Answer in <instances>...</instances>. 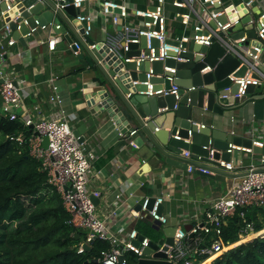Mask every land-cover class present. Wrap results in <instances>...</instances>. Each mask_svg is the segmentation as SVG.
Instances as JSON below:
<instances>
[{
	"label": "built area",
	"instance_id": "built-area-1",
	"mask_svg": "<svg viewBox=\"0 0 264 264\" xmlns=\"http://www.w3.org/2000/svg\"><path fill=\"white\" fill-rule=\"evenodd\" d=\"M21 0H0L5 3V8L0 9V114L8 117L10 120L20 119L25 126H32L34 134L28 138L30 154L41 161L42 168L47 172V183L54 186L59 192L62 204L69 214L68 222L77 230L83 232V236L77 245V253L84 251L83 245L89 247L94 239L106 241L108 246L99 251L98 262L102 264H134L139 258L145 257L143 249L148 246L149 238L142 235L136 229L126 232L117 230L113 232L108 226L106 219H100L95 214V205L91 196H98L99 192H92L89 187V177L91 173V164L94 154L85 152L75 136L70 125V116L62 106V99L58 93L55 79L57 75L48 78L49 94L47 102L49 112L45 116L34 119L33 113L25 111L22 114L17 113L18 109L23 106L24 95L26 91L24 85H19L14 76L8 69V58L12 54V47L16 44L17 38L13 36V30L9 23L15 21L17 14L11 15L14 2ZM57 8H63L71 4L78 8L79 12L75 16L76 20L83 25L82 35L89 36L92 30V15L81 13L80 9L85 2L90 0H54ZM166 0H155L151 9L133 8L132 11L118 0H101V13L104 17L109 18L110 23L115 27L114 32H106L104 44L110 54L115 56L121 62L135 61L136 65L140 62L147 61L151 63L154 60L164 61L167 58L175 62L188 61L187 57L181 55L188 49L189 43L210 46L215 40L219 42L226 52H231L240 59V63L245 65L243 75L235 76L234 72L228 74L231 84H236L233 98L240 99L247 95L249 85L257 86L264 82V10L260 9L254 14L252 8H259V0H171L174 8V18H178L183 29H191V33L169 36L167 31V13L164 4ZM118 9V11L116 10ZM245 15H250L246 23H252L255 26V36L249 38L245 32L243 35L232 38L231 33L227 30L240 24V20ZM224 16L225 20L218 18ZM26 23V20H24ZM28 30L22 36L31 35L37 27L45 29L46 24L38 25ZM245 25V24H244ZM55 29L59 28L54 24ZM118 27H120L118 29ZM16 30L20 29L19 23ZM236 31V30H235ZM21 36V35H20ZM145 37V48H138L139 54L136 56H125V52L130 50L129 44H139L140 38ZM158 41V46L151 45V39ZM60 41V36L49 35L46 41L50 50L54 49L56 43ZM176 41L178 44H172ZM186 43L187 47L182 46ZM97 43L88 44L89 49H94ZM73 54H80V41H71L68 44ZM122 50V52H121ZM147 50L148 52H146ZM203 58H200L202 60ZM212 68L206 64L200 69V73L210 71ZM162 71L170 74L153 73L151 64L148 66L146 79L142 82L146 85L145 91L139 93L147 96L173 94L176 103L173 108L177 107L179 86L174 83L177 79L175 66L163 65ZM170 81V88L165 89L159 86L153 90V83L150 82L152 76L162 77ZM161 85L160 83H158ZM195 89L193 86L187 88V91ZM229 91L230 86L224 88ZM128 96L130 93L127 94ZM33 109L39 112L37 105ZM167 107L162 108L166 110ZM203 126V125H201ZM136 130L129 131L128 135L132 136ZM191 130H188L190 136ZM120 135L123 133L120 132ZM47 138L46 147L42 146V139ZM180 139L179 136L176 135ZM10 139L22 143L24 140L21 134L10 136ZM188 142L189 138H184ZM133 143V142H131ZM251 145L263 147L264 142L252 140ZM251 152L252 147L237 146L229 144L227 151L233 149ZM213 150H210L211 156ZM189 151H182L184 158L189 157ZM259 161L251 164L247 172L241 179L226 190V192L210 203L209 209L205 210L204 218L201 222L191 225L189 231L175 228L173 234V244H158V248L153 252H163L165 260L171 264H192L196 256L200 254H221L232 246L225 244L222 239L223 225L226 220L238 213L244 226L240 231L239 237L251 234L254 237L263 236L264 229L255 231L252 222L245 218V209L250 207L264 206V155L259 156ZM220 165L226 169L233 168V162L219 161ZM198 168V167H197ZM195 168L192 164H187V171L192 172ZM201 172L209 171L198 168ZM150 197H144L138 205L137 211H132L133 216L140 219H150L154 224H163L166 218L159 213L158 207L161 205L164 196L160 195L153 198L150 204ZM120 200V195L116 197V203ZM119 204V203H118ZM114 210L110 215L113 216ZM189 233L193 236L190 238ZM209 237L208 243L205 238ZM253 237V238H254ZM193 239V240H191ZM234 244V243H233ZM166 246V248H164ZM136 256V261L129 263V256ZM208 256V257H209ZM147 257H151L150 255Z\"/></svg>",
	"mask_w": 264,
	"mask_h": 264
},
{
	"label": "crops",
	"instance_id": "crops-1",
	"mask_svg": "<svg viewBox=\"0 0 264 264\" xmlns=\"http://www.w3.org/2000/svg\"><path fill=\"white\" fill-rule=\"evenodd\" d=\"M51 1L56 3L54 0ZM118 1H122L131 11L133 8L151 9L155 4V0ZM80 12L93 17L92 30L89 34L91 41L104 42L105 33L115 31L109 18L101 13V0L85 2ZM165 12L170 37L191 33V29H183L178 18H174V12ZM55 17L59 19L58 23H54V20L48 21L45 29L37 27L31 35L27 37L21 35L12 47V54L7 60L8 69L16 82L24 85L27 91L23 92V106L17 113L29 111L33 113L34 119L45 116L49 112L47 80L52 75H57L55 84L62 99L61 106L70 116L69 125L72 131L78 130L79 134L84 136L81 142L84 151L94 154L88 187L92 192H99V195L95 196L97 197L94 203L95 214L100 219H106L113 232L117 230L126 232L134 228L145 236L144 231L154 229L157 224L150 219H140L132 214V211L138 210L139 203L146 196L150 198L164 196L161 214L166 218V222L159 224L161 227L184 230V226L191 227L201 222L210 203L237 183L247 172L248 167L259 161V156L263 153L233 149L230 160L233 162V168L231 170L221 168L223 174L217 178L212 172L208 173L213 176L195 171L188 172L186 169L157 161L155 156L145 160L138 153L134 143L139 140L140 134L136 122L128 118L131 127L128 122L127 125L117 124L106 111L94 113L92 106L87 104L89 94L103 88L98 80L104 77L95 65L98 60L92 63L85 61L87 56L85 50H90L89 42L85 41V44L80 42L81 57L79 54H73L68 47L69 38L72 41H79L83 25L64 11L62 15L55 12ZM54 24H58L59 28L55 29ZM243 26L244 24H239L237 29H242ZM49 35L60 36V41L52 50L46 43ZM192 46L193 43L188 44V48ZM100 54H103L102 50ZM262 56L264 57V53ZM35 105L38 106L39 112L33 109ZM202 113L203 117L197 120L199 125L217 129L216 134L223 138L226 133L251 141L264 142V82L252 87L244 99L223 109L222 114L205 110H202ZM124 119L126 121V118ZM155 120L158 129L168 130L167 127L172 123V112L158 108ZM131 130H136L132 136L128 135ZM30 131L33 135L31 127ZM120 132L123 135H120ZM192 161L197 162L194 159ZM118 195L119 204L116 203ZM112 210L115 211L113 216L110 215ZM211 257L213 256L197 260L196 256L192 264H203Z\"/></svg>",
	"mask_w": 264,
	"mask_h": 264
},
{
	"label": "water",
	"instance_id": "water-1",
	"mask_svg": "<svg viewBox=\"0 0 264 264\" xmlns=\"http://www.w3.org/2000/svg\"><path fill=\"white\" fill-rule=\"evenodd\" d=\"M65 1L70 2L71 0ZM12 4L14 6L11 15L19 13L16 20L9 23L15 38H19L20 35L26 34L30 28L35 27V20H37L38 25L46 24L52 20H54V23H58L59 19L54 18L55 12L62 15L64 11L73 17L79 12V9L74 8L71 4L63 8H57L51 0H21ZM256 4V1H254L253 5L255 7L252 8L254 14L258 13L260 9L264 10V0L258 1L259 8L256 7ZM46 5L48 8H46ZM4 8L5 3L1 2L0 9ZM116 10L118 11V9ZM218 19L224 21L225 17L220 16ZM249 19L250 15H245L240 20V24H245L242 29H237V25H234L227 32L231 33L232 38L241 36L244 32L247 37L253 38L255 36V26L252 23H246ZM24 20H26V23H24ZM17 23L20 25L19 30L15 29ZM69 40L72 41L70 38ZM79 41L83 44H85V41L93 42L89 36L83 35L79 37ZM145 43V37H141L139 44H129L130 50L125 52V56L138 55V48H145ZM171 43L178 44L176 41H171ZM151 45L158 46V41L152 38ZM182 46L187 47L186 43H182ZM101 50L102 55L100 54ZM85 51L87 53L85 61L92 63V61L98 60L95 65L104 77L98 80L103 88L89 94L87 104L92 106L94 113L106 111L108 116L112 117L117 124L124 123V125H127L128 122L129 127H131L128 118L136 122L140 134L139 140L134 143L137 146L138 153L145 160L148 157L155 156L157 161H163L182 169H187V164H192L195 168H203L214 173V177L217 178V176L223 174L221 170L223 167L220 165L219 160L225 162L231 160L233 150L232 152L227 151L229 144L252 147L254 152L263 153L264 155V146L256 147L251 145L249 139L226 133L223 138L220 134H216L217 129L201 126L197 122L203 117L202 110L222 114L223 109L232 106L245 97L233 98L232 94L235 93L237 85L231 84L230 79L227 77L232 72L235 76L243 75L245 65L241 64L240 59L234 54L226 52V49L219 42L214 40L210 46L193 43L192 48L181 52V55L187 57L188 61L175 62L173 59L167 58L164 61L154 60L151 63L147 61L140 62L138 66L135 61L123 63L109 52L107 53V47L103 42L97 43L94 49H86ZM79 56L81 57L82 54H79ZM200 58L203 59L200 60ZM150 64L155 74L163 73V65L175 66L177 79L174 83L179 86L177 93L180 96L176 108H173L176 103L173 94L147 96L139 93L147 88L142 82L146 79L145 72ZM206 64L212 69L201 74L200 69ZM163 74L170 73L164 72ZM150 82L154 84L153 90L159 86L165 89L170 88V81L165 79L164 75L162 77L152 76ZM191 86L195 89L187 91L186 89ZM227 86H230L229 91L224 89ZM252 87L254 86H248L247 93ZM128 93H130L129 96H127ZM164 107L172 112V123L167 127L168 130H165V128L158 129L155 120L158 108ZM124 118H126V121H124ZM189 129L191 130L190 136L188 135ZM73 133L78 136L79 142L84 140V136H81L78 130L73 131ZM184 138H189V141H184ZM46 145L47 138L44 137L42 146L46 147ZM183 150L189 151L188 158L182 156ZM210 150H213L211 156L209 155ZM193 159L197 162L193 163ZM198 168L193 171L209 174L201 172ZM209 176L213 175L209 174ZM91 199L93 203H96L97 197L91 196ZM152 202L153 198L150 199V204ZM158 211L161 213V205L158 207ZM154 229H160L163 236L158 241L149 239L148 246L142 252L145 257L139 258L134 264H171V262L165 260L166 255L163 252H153V250L158 248V244H173L175 227H161L157 224ZM189 229L190 226H184V230ZM192 236L189 233V237ZM77 238L78 234H75V239ZM139 239H142V235ZM83 247L85 250L89 249L86 244ZM149 255L151 257H147ZM90 261L98 263L97 258Z\"/></svg>",
	"mask_w": 264,
	"mask_h": 264
},
{
	"label": "trees",
	"instance_id": "trees-1",
	"mask_svg": "<svg viewBox=\"0 0 264 264\" xmlns=\"http://www.w3.org/2000/svg\"><path fill=\"white\" fill-rule=\"evenodd\" d=\"M19 134L24 138L21 144L9 138ZM30 136V127L19 118L0 114V264H102L90 260L99 257L106 241L96 238L88 250L77 253L83 232L68 222L59 192L47 183L41 161L30 154ZM244 211L255 231L264 229L263 206ZM243 226L238 213L230 217L223 225V242H240ZM205 240L208 243L209 237ZM208 256L200 254L197 260ZM209 259L203 264H264V235L227 249L210 263ZM135 261L131 254L129 263Z\"/></svg>",
	"mask_w": 264,
	"mask_h": 264
},
{
	"label": "rangeland",
	"instance_id": "rangeland-1",
	"mask_svg": "<svg viewBox=\"0 0 264 264\" xmlns=\"http://www.w3.org/2000/svg\"><path fill=\"white\" fill-rule=\"evenodd\" d=\"M225 1L228 2L229 0H225ZM164 7H165V11H167V12L170 11L171 13L174 12V8L171 6L170 0H167V2L165 1ZM144 235L153 241H158V239L163 236V233L160 229L159 230L147 229L146 231H144ZM253 237H254L253 235L248 234V235H245L244 238L243 237L239 238V241L245 242V241L252 239ZM240 242H238V243H240ZM238 243L232 244V246H230V248L237 245ZM218 255H220V254L212 255L213 257H211L209 260L211 261L212 259H214Z\"/></svg>",
	"mask_w": 264,
	"mask_h": 264
}]
</instances>
